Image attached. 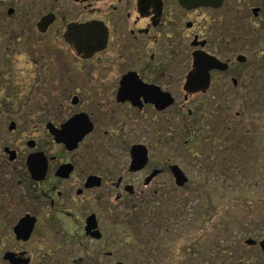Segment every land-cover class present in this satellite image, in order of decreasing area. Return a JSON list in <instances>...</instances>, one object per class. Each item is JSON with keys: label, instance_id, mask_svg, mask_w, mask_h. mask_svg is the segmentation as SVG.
<instances>
[{"label": "flooded vegetation", "instance_id": "obj_1", "mask_svg": "<svg viewBox=\"0 0 264 264\" xmlns=\"http://www.w3.org/2000/svg\"><path fill=\"white\" fill-rule=\"evenodd\" d=\"M75 24L106 29L105 47L80 54ZM263 79L264 0H0V264H114V229L129 238L147 212L127 176L147 188L166 166L134 169L145 143L126 136L181 142V126L187 145L212 126L220 152L225 90ZM229 255L264 264V236Z\"/></svg>", "mask_w": 264, "mask_h": 264}, {"label": "rangeland", "instance_id": "obj_2", "mask_svg": "<svg viewBox=\"0 0 264 264\" xmlns=\"http://www.w3.org/2000/svg\"><path fill=\"white\" fill-rule=\"evenodd\" d=\"M64 89L50 87L49 95L57 96ZM242 93L237 95L233 88L225 90L220 112L226 129L220 156L215 150L219 137L217 132H210L212 126L208 141L187 145L181 144V126V142L161 134L126 136L127 148L136 141L150 148L146 171L158 167L160 161L166 166L147 188L142 184L145 171L127 176L137 192L144 190L128 204L145 203L147 212L144 217L137 212L129 238H122L114 229L109 247L114 251V264L119 260L124 264H231L229 254L235 256L242 241L264 236V79ZM202 145L212 149L207 152L208 160L201 161L194 152ZM109 148L107 143L104 149ZM188 151L194 152L192 162L187 160ZM115 152L112 148L111 154ZM174 163L188 177L182 186L176 184L169 168ZM201 185L205 189H199Z\"/></svg>", "mask_w": 264, "mask_h": 264}, {"label": "water", "instance_id": "obj_3", "mask_svg": "<svg viewBox=\"0 0 264 264\" xmlns=\"http://www.w3.org/2000/svg\"><path fill=\"white\" fill-rule=\"evenodd\" d=\"M101 30L95 31L91 24H83V25L75 24L71 26L69 33H79L81 36H77L78 39L76 40L74 39V36H66V39L71 43L72 47H74L80 54L82 53L83 55L85 54L91 55L95 51H98L105 47L107 30L106 29H103L102 31ZM95 32H97L96 36L94 35ZM73 41L77 44V46L74 44ZM194 89L197 90L199 88H193V90ZM56 139L57 141H64L67 144H69V142H71V140H73L74 138L66 135H64L63 137L59 135V133H56ZM132 154H133V161L135 162L136 165L134 169L142 168L148 162L149 151L146 145H142V144L135 145L133 147ZM172 170L176 178V183L179 186L184 185L188 181L186 174L180 168L179 165L176 164L173 165ZM157 173L158 171L155 170L152 176ZM152 176L147 177L146 179L147 183L149 182V179ZM118 264H122V263H118Z\"/></svg>", "mask_w": 264, "mask_h": 264}, {"label": "trees", "instance_id": "obj_4", "mask_svg": "<svg viewBox=\"0 0 264 264\" xmlns=\"http://www.w3.org/2000/svg\"><path fill=\"white\" fill-rule=\"evenodd\" d=\"M211 150V149H210ZM212 151V150H211ZM216 153L218 154V156H220V152L219 151H216ZM209 159V155L206 154L205 155V160H208ZM199 189H205L204 185H201V186H198Z\"/></svg>", "mask_w": 264, "mask_h": 264}]
</instances>
